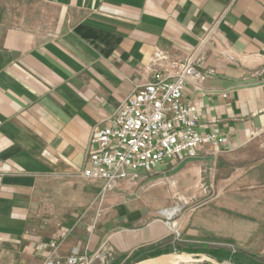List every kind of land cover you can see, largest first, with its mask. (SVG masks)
<instances>
[{"label":"crops","instance_id":"crops-1","mask_svg":"<svg viewBox=\"0 0 264 264\" xmlns=\"http://www.w3.org/2000/svg\"><path fill=\"white\" fill-rule=\"evenodd\" d=\"M226 8L206 77L184 93L197 133L224 142L161 171L202 206L167 221L157 216L167 194L126 199L118 187L90 232L101 184L81 172L92 129L150 80L156 48L188 56ZM225 46L233 58L220 55ZM262 131L264 0H0V264H41L38 244L55 237L62 255L109 241V264L183 243H234L264 257Z\"/></svg>","mask_w":264,"mask_h":264},{"label":"built area","instance_id":"built-area-1","mask_svg":"<svg viewBox=\"0 0 264 264\" xmlns=\"http://www.w3.org/2000/svg\"><path fill=\"white\" fill-rule=\"evenodd\" d=\"M223 18L213 22L199 38L195 51L185 58L156 48L150 80L136 87L110 118L92 129L87 166L81 176L101 183L103 194L169 159L192 156L200 148L223 144L224 137L216 132L197 133L199 116L184 99L186 87L200 88L206 77L202 72L206 49L220 37ZM224 51L226 48L221 53ZM60 246L57 238L41 242L38 249L47 253L42 264H96L95 260L105 264L114 255L113 248L105 245L93 255L74 246L64 256Z\"/></svg>","mask_w":264,"mask_h":264},{"label":"rangeland","instance_id":"rangeland-1","mask_svg":"<svg viewBox=\"0 0 264 264\" xmlns=\"http://www.w3.org/2000/svg\"><path fill=\"white\" fill-rule=\"evenodd\" d=\"M228 11H229V8L224 9L215 19H213L211 21L207 30L213 24V22L217 18H219L220 16L224 17L223 21L221 23V26H222ZM221 26H220V33H221ZM207 30H206V32H207ZM198 44H199V39H198L196 47L194 48V50L189 55H191L195 51ZM213 45H214V43L211 45H208V47L206 49L207 55H206L205 62L208 58L209 51ZM225 48H226V52L224 51V52L220 53V55L226 56L228 58H233L235 56V51L233 50V48L231 46H228V47L225 46ZM159 49H161V48H159ZM227 49H229V50L227 51ZM161 50L167 52L164 49H161ZM154 52H155V50H154ZM167 53L170 54L169 52H167ZM153 55H154V53H153ZM171 56H174V55H171ZM204 65H205V63H204ZM204 65H203V67H204ZM202 72H203V68H202ZM262 135L264 138V131H262ZM88 146H89V144H88ZM212 148H218V147H212ZM177 157H186L187 158L190 156H177ZM165 165L166 164L163 163V164L157 166L152 171L147 172V173H137L130 180L117 183L112 189L107 191L105 194H103L102 184L100 183L101 184L100 192H99L98 197H97V202H98L97 214L95 215L94 220L91 224V227H90L91 231L90 232H94V229H95L94 227L96 225L97 219L101 216V213L105 209L104 203H105L108 195L118 187L125 188V193H123L121 198H126V199L130 198L131 196L132 197L138 196L137 193L138 194L141 193L140 197H144L145 195H147V193L153 192L157 195L158 201H160V202L162 201V203H163V200L166 197L165 195L167 194V200L168 201H167L166 205L163 208H161L162 212L157 215L160 219H164L167 221H174V219H176L177 213L186 208L183 206H187V208L188 207H191V208L201 207L204 200L200 195H197L193 192L194 191L193 187H191V186L187 187L185 185L176 184L175 179L173 177L166 178L165 176L161 175V171H163L164 169H167L165 167ZM204 196H207V195H203V197ZM167 209H169V210L177 209V212L173 217L169 218V217L165 216L163 213V211H165ZM173 237L179 238L180 235L178 233L175 236L173 235ZM57 240L61 244L62 238L59 237V238H57ZM105 245L111 246L114 250L113 257L109 258L108 261L105 263V264H109L116 259V251H115L113 245L109 241L102 243L94 252H92V253H90L89 251H87V252L90 255H93V254L99 252V250H101ZM154 253H159V255L157 257H151V255ZM66 255H68V254H66ZM66 255H64V256H66ZM163 256H171L173 259H176L178 261H183L184 260L183 256H191L190 257V263L191 264H213V263H210L206 260H202L203 258H211L214 261L220 262V263L230 262L233 264H264V257L251 254V252L241 249L240 247H238L234 243H216V244L209 243V244H199V245H187L185 243H183L181 245L173 244L171 246H167V247H164L161 249H157V250L145 253L144 255H141L140 258H137L138 261L133 262V264L140 262V261H143V260H148L151 258H158V257H163ZM45 257L43 258L42 263H43ZM17 263H19V262H17ZM95 263L98 264L99 260L98 261L95 260ZM128 264H132V263H128Z\"/></svg>","mask_w":264,"mask_h":264},{"label":"bare ground","instance_id":"bare-ground-1","mask_svg":"<svg viewBox=\"0 0 264 264\" xmlns=\"http://www.w3.org/2000/svg\"><path fill=\"white\" fill-rule=\"evenodd\" d=\"M177 212V209H172V210H165L163 211L164 215L171 218L173 217ZM184 260L183 261H178L176 259H173L171 256H163L161 257V261L165 262V263H169V264H191L190 263V257L191 256H183Z\"/></svg>","mask_w":264,"mask_h":264},{"label":"water","instance_id":"water-1","mask_svg":"<svg viewBox=\"0 0 264 264\" xmlns=\"http://www.w3.org/2000/svg\"><path fill=\"white\" fill-rule=\"evenodd\" d=\"M161 257H158V258H151V259H148V260H143V261H140V262H137L135 264H169V263H165L163 261H161L160 259ZM202 260H206L210 263H213V264H233V263H230V262H216L214 261L213 259L211 258H203Z\"/></svg>","mask_w":264,"mask_h":264},{"label":"trees","instance_id":"trees-1","mask_svg":"<svg viewBox=\"0 0 264 264\" xmlns=\"http://www.w3.org/2000/svg\"><path fill=\"white\" fill-rule=\"evenodd\" d=\"M159 255V253H154L151 255V257H157Z\"/></svg>","mask_w":264,"mask_h":264}]
</instances>
